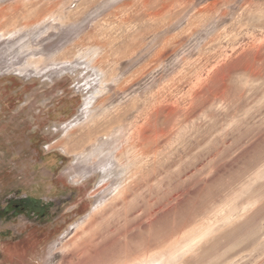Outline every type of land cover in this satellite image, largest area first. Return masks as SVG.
Returning <instances> with one entry per match:
<instances>
[{"label":"rangeland","instance_id":"obj_1","mask_svg":"<svg viewBox=\"0 0 264 264\" xmlns=\"http://www.w3.org/2000/svg\"><path fill=\"white\" fill-rule=\"evenodd\" d=\"M13 194L0 264H264V0H0Z\"/></svg>","mask_w":264,"mask_h":264},{"label":"flooded vegetation","instance_id":"obj_2","mask_svg":"<svg viewBox=\"0 0 264 264\" xmlns=\"http://www.w3.org/2000/svg\"><path fill=\"white\" fill-rule=\"evenodd\" d=\"M50 204L53 206L55 201H52V203L41 201L24 194L9 195L5 200V206L0 210V219L5 217L10 219L24 217L28 220H37L40 216L46 214Z\"/></svg>","mask_w":264,"mask_h":264},{"label":"bare ground","instance_id":"obj_3","mask_svg":"<svg viewBox=\"0 0 264 264\" xmlns=\"http://www.w3.org/2000/svg\"><path fill=\"white\" fill-rule=\"evenodd\" d=\"M170 10V9H169ZM100 258V257H99Z\"/></svg>","mask_w":264,"mask_h":264}]
</instances>
